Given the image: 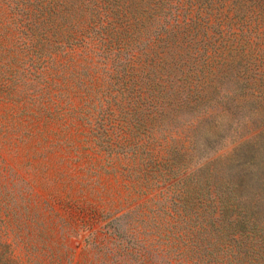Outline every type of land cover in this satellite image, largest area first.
<instances>
[{
	"label": "rangeland",
	"instance_id": "rangeland-1",
	"mask_svg": "<svg viewBox=\"0 0 264 264\" xmlns=\"http://www.w3.org/2000/svg\"><path fill=\"white\" fill-rule=\"evenodd\" d=\"M58 1L0 0V264H167L179 187L153 111L180 108L185 139L223 75L248 66L264 90V2L38 8Z\"/></svg>",
	"mask_w": 264,
	"mask_h": 264
},
{
	"label": "trees",
	"instance_id": "trees-1",
	"mask_svg": "<svg viewBox=\"0 0 264 264\" xmlns=\"http://www.w3.org/2000/svg\"><path fill=\"white\" fill-rule=\"evenodd\" d=\"M61 1L38 8H64L68 0ZM171 2L159 0L156 8ZM154 19L159 37L165 24ZM239 70L243 74L223 75L211 95L198 94L190 138L174 135L180 108L153 111L155 119H167L163 137L153 142L164 146L167 174L178 178L179 187L171 208L180 223V246L168 250L167 264H174L172 255L177 264H264V90L256 87L257 73L248 66ZM224 110L228 117L219 119ZM204 127L214 131L204 134ZM229 141L236 146L220 154ZM148 255L154 258V251Z\"/></svg>",
	"mask_w": 264,
	"mask_h": 264
}]
</instances>
